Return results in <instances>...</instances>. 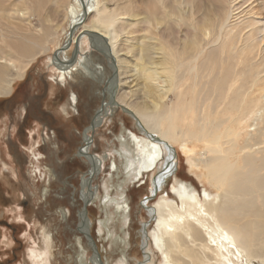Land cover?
<instances>
[{"label": "rangeland", "instance_id": "obj_1", "mask_svg": "<svg viewBox=\"0 0 264 264\" xmlns=\"http://www.w3.org/2000/svg\"><path fill=\"white\" fill-rule=\"evenodd\" d=\"M98 1L106 9L105 18L114 23L112 31L118 36V57L125 56L127 45L137 53L143 44L159 48L162 45L168 54L172 50L176 56L185 28H180L173 15L178 14L182 2L202 4L198 13L199 18L203 17L198 19L202 26L211 19L209 16L220 18L218 5L225 11L231 7L235 14L239 13L234 23L249 14L264 13L259 0H206L209 5L205 0H164L165 9L152 0ZM65 5L70 17L62 19L63 9H57L53 0H35L28 16L29 25L18 14L29 6L28 0H0V54L9 56L0 57L3 60L0 85L11 83L10 91L0 90V264H93V249L78 231L83 192L91 168L88 158L80 155L86 134L92 142L87 153L98 157L90 190L94 195L90 193L93 197L87 211L89 233L102 262L165 264L152 238L159 218L150 216L148 210L160 197L172 198L173 187L183 182L192 186L200 197L205 193L217 197L218 191L198 162L202 148L195 142L189 143L185 152L181 144L173 147L178 151L176 166L157 193L155 181L165 172L166 150L155 170L140 176L131 173L129 177L121 149L134 148L130 133L138 138L148 136L131 116V110L126 109L127 103L143 102L141 82L129 70L119 76L108 58L90 50L87 41L82 66L90 74L79 66L61 78L63 75L51 58L67 41L71 11H78L74 0H67ZM57 25L60 29L48 33L50 27L56 29ZM243 28L247 34L249 29L244 24L239 26L240 30ZM44 31L48 33L47 52L34 48L31 52L36 56L20 72L21 63L30 56L24 57L16 50H26L31 43H39ZM70 47L61 56L63 59L72 55ZM261 48L264 53V45ZM261 64L264 66V62ZM19 90L22 99L10 101ZM120 97L127 103H121ZM172 102H177L173 88L160 104L162 110L156 114L157 118ZM102 106L106 114L95 130L90 131L92 120ZM36 253L41 257H35Z\"/></svg>", "mask_w": 264, "mask_h": 264}, {"label": "bare ground", "instance_id": "obj_2", "mask_svg": "<svg viewBox=\"0 0 264 264\" xmlns=\"http://www.w3.org/2000/svg\"><path fill=\"white\" fill-rule=\"evenodd\" d=\"M74 1L78 11H71L67 41L53 54L52 64L63 75L61 78L79 66L90 74L82 66L85 45L90 43V50L105 55L117 68L119 76L129 70L136 81L141 82L143 102L136 105L126 102V109L131 110L129 113L148 136L138 138L130 133L134 148L121 149L129 177L131 173L140 176L155 170L161 165L166 150L165 172L155 181L157 193L176 166L174 160L178 151L174 150L175 146L181 144L185 152L188 144L195 142L202 148L198 162L218 191L216 198H211L209 193L200 197L192 186L183 182L173 187L172 198L160 197L148 210L150 216L159 218L152 238L165 264H264V66L261 64L264 62L261 48L264 45V13L262 16L249 14L234 23L239 13L235 14L231 7L225 11L218 5L220 18L206 14L211 19L202 26L198 20H203L202 16L198 17L202 4L182 2L178 14L173 15L180 28H185V35L175 50L176 56L172 50L168 54L162 45L159 48L143 44L137 53L127 45L125 56L118 57V36L112 31V20L105 18L106 9L96 0ZM152 1L165 9L164 0ZM259 1L264 7V0ZM28 2L29 6L18 14L21 21L31 25L28 16L35 0ZM53 2L57 9H63L62 19L70 17L65 5L67 0ZM243 24L249 29L247 34L244 28L239 29ZM58 29V25L56 29L50 27L48 33ZM47 34L44 31L40 42L31 43L29 49L16 50L24 57L30 56L21 63L20 72L36 56L31 52L34 48L47 52ZM69 46L73 53L63 59L61 56ZM74 50H77L75 54ZM0 57L7 59L9 56L0 54ZM12 61L15 62L14 58ZM172 88L177 102L167 105L162 116L157 118L156 114L162 110L159 106ZM1 89L10 91L11 83L0 85ZM119 101L125 103L123 97ZM105 114L102 106L92 120L90 131L95 130ZM91 143L86 134L80 155L89 160L88 175H95L98 157L87 153ZM89 179L83 192L84 203L94 195L90 192L92 182ZM80 223L83 226L79 233L89 229L86 214H79L78 228ZM93 256V264H102L96 253ZM35 257L41 255L36 253Z\"/></svg>", "mask_w": 264, "mask_h": 264}, {"label": "water", "instance_id": "obj_3", "mask_svg": "<svg viewBox=\"0 0 264 264\" xmlns=\"http://www.w3.org/2000/svg\"><path fill=\"white\" fill-rule=\"evenodd\" d=\"M75 52H77V50H74V54H75ZM74 54H73V56H74ZM93 128H94V127H93ZM88 156H89V155H88ZM89 177H90L89 182H92V180H93V178H94V175L91 174V173H89ZM154 192H155V191H154ZM90 203H91L90 201H88V202H86V203H83L82 211L79 213V214H81V215H85V214H86V218H87V219H88L87 211H88V206L90 205ZM82 226H83V224L80 223V226H79V228H78L79 231H80V228H81ZM80 232H81V231H80ZM82 234H83L84 237H86V239L88 240V242H89V244H90V247L93 249V252H95L96 255H98V257H99L101 263L103 264V262H102V260H101V256H100V254H99V252H98V250H97V247H96L95 241H94V239H92V237H91V235H90V233H89V229L86 230L85 232H82ZM95 253H94V254H95Z\"/></svg>", "mask_w": 264, "mask_h": 264}, {"label": "flooded vegetation", "instance_id": "obj_4", "mask_svg": "<svg viewBox=\"0 0 264 264\" xmlns=\"http://www.w3.org/2000/svg\"><path fill=\"white\" fill-rule=\"evenodd\" d=\"M14 93V92H13ZM23 97V93L19 91H16L13 96L11 97L10 101L12 102H16V101H20Z\"/></svg>", "mask_w": 264, "mask_h": 264}]
</instances>
